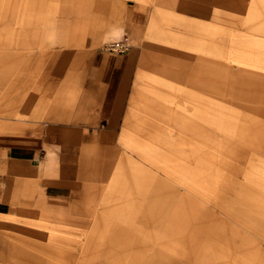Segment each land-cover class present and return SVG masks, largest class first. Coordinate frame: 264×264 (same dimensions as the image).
<instances>
[{"label": "rangeland", "instance_id": "1", "mask_svg": "<svg viewBox=\"0 0 264 264\" xmlns=\"http://www.w3.org/2000/svg\"><path fill=\"white\" fill-rule=\"evenodd\" d=\"M122 1L128 4V8L136 7L142 9L148 18L144 25L145 37L135 49V56L130 65L125 104H121L117 121L108 130L110 131L108 138L103 140V143L101 142L104 144L101 157L98 156V160L95 159L91 162L90 173L86 177L85 185L67 198L47 199L36 190L35 209L21 211L20 214H17V218L32 219V227L23 226L7 229V234L10 237L13 236L12 239L16 242L15 245L23 250L21 254H23L22 263L24 261V264H40L41 262L47 264H116L117 258L127 257L128 252L126 249L124 250L126 252L120 250L116 254L104 251L101 248L83 250L81 247L67 246L64 241L65 239L68 240V238L83 241L90 230L93 231L94 228L100 230V221L115 217L120 204L123 207L128 204V207L124 208V210L127 215L131 213L130 227L134 217L132 209L136 207L138 201L144 205L149 201V203H152L151 206L154 211H158L159 202L165 196H161L159 192L161 187L156 184V179L153 182L150 173L161 179L164 177L177 186L181 185L182 189L185 188L184 186H192L194 191L192 190V193H190L194 194L197 191L196 194H199V197L201 196L205 200L214 198L219 194L220 187L223 186L222 183L227 177V169L217 160V153H210L211 156L209 158L197 156L192 164L177 155L175 156L177 163L172 162L173 167H169L172 175L167 168L164 172L152 168L154 167L150 164L153 162L152 160L156 158L162 159L165 156L173 158L174 155L162 147L161 149L157 148L155 143L148 139L145 144H140V140H144L142 136L143 130L141 129L144 125L140 123H145L148 118H154V114L147 112L142 107L147 101H163L176 111L179 110V101L190 100L191 94L195 99H201L204 102L207 126L216 129L217 133L223 137L234 138L239 130L237 126L246 114L258 118L264 125V30L256 29L260 25L264 26V20L255 19L254 12L258 8V0H229L228 5H218L217 3L215 4V1L212 2L210 0ZM198 1L200 6L209 5V8H211L210 11L214 14V16L211 15L214 17L211 22H213L214 26L228 30L233 28L237 30V33H246L253 38L251 44H248V46L245 44L247 50L253 48L251 49L253 51L245 52L246 50L243 48L244 42L240 40V38L245 36L234 37L231 33L232 41L237 45L233 48H235V52L238 51V55L230 53L231 49L229 48H227L229 50L227 51L220 47V54L207 52L203 54V57L213 58L222 64H227L234 71L235 81L238 80V83L241 81L240 77L244 75L252 76L258 80V83L254 84L252 88L257 90L260 109H255L250 104L243 105L241 97L235 101L233 100V97H239L234 96L237 82L233 85L228 96H217L210 90L197 87L185 81V79L176 78V75H170L161 66L167 56L172 55L174 59L191 62L193 60L192 57L200 53L195 43L192 42H188L183 47L177 46V37L182 34L179 20L197 21V19H201L206 22L209 19L193 11V6ZM233 1L234 4H232ZM97 2L98 0L83 1V7L91 15L90 19L83 27L79 26L72 29L70 34V36L75 33L79 35V32L82 31L85 34L84 39L71 44L58 45L57 41L64 34V29H59V21L63 9L64 7L70 9L71 7L78 8L77 2L75 0H24V5L25 7L27 6L25 15L27 18H25V31H23L22 39L29 42L31 38H36L39 41V46L33 49L37 51L44 50L45 53L50 54L55 50H66L68 52V62L64 67V75L56 83L59 85L57 94H55L54 98L51 97L49 99V105L47 104L45 108L36 109L34 106L35 101L28 103H23L22 101L13 111L1 113L0 135L3 133H34L37 125L43 126L46 123L48 124V129L51 126V128H56V130L62 127L63 115L67 113L69 116L70 112L71 89L74 93L76 92L77 83L84 69L83 65L88 61L92 50L98 45L108 43L113 38L120 36L118 31L117 34L115 33L116 30L112 33L107 25L104 26L103 17L101 16L100 19L97 14V10L102 8V6L98 5ZM262 3L264 5L263 1ZM21 6L23 8V5ZM0 16H3V14L0 13ZM32 16L35 22L30 24L28 20ZM97 16L98 20L100 19L99 22ZM235 24H240V26L249 25L252 30H242L243 26L238 28ZM255 42L256 45H253ZM209 45L210 41L206 40L205 47H209ZM26 50L27 52L29 51L28 48ZM146 57H148L147 60L150 62L144 61ZM132 112L136 116V120H133L136 122V128L131 123L128 124ZM137 117L139 120H137ZM167 126L173 129V126ZM104 127L102 126L101 128ZM259 136H261L262 141L255 144L258 147L248 148V156H251L255 161V163H252V169L250 170V173L253 174L260 169L264 171V127L261 128ZM152 144L153 146H151ZM146 146H151L153 149L148 153L149 155L145 156L139 150V147H143L145 151L151 150V147L148 148ZM138 151L142 156L138 154ZM197 158H201L200 160L204 163L200 164ZM166 163H169V161ZM239 178L245 179V181L257 187L252 180L248 181L243 175H240ZM256 182H259L261 190H263L264 177ZM124 185L125 187L123 188ZM128 188L129 190L124 193V189ZM186 191L189 192L187 189ZM262 199L264 200V197L260 198V201ZM83 203L93 204L95 208L96 213L90 218V221L82 222L80 219L71 218L70 209H72L73 205ZM218 213L224 215L219 211ZM98 215L108 218H100L98 221L96 219ZM95 219L96 223L93 225ZM140 221L137 219L136 223L141 224ZM194 221L202 225L196 216ZM122 223L126 226L124 222ZM152 229L158 234L163 232L155 227ZM183 231L185 236H190L188 229ZM217 231L216 229V233ZM145 237L146 234H139L138 238L143 240ZM170 237L171 233H168V238ZM124 239L127 241V238ZM155 244L158 245V243ZM261 244L264 247L263 240ZM222 255L217 256V264H230L231 262L239 264L235 257L241 258V255L237 251L233 250L231 254L235 256L234 261H231L228 256ZM184 261L186 264H191L188 260Z\"/></svg>", "mask_w": 264, "mask_h": 264}, {"label": "crops", "instance_id": "2", "mask_svg": "<svg viewBox=\"0 0 264 264\" xmlns=\"http://www.w3.org/2000/svg\"><path fill=\"white\" fill-rule=\"evenodd\" d=\"M75 1L78 8L63 9L59 29H64V34L57 41L58 45L71 44L85 37L82 31L79 35L75 33L70 36L72 29L83 27L91 16L83 7L84 0ZM97 4L102 6L97 14L100 19L103 17L104 26L107 25L112 33L115 30L116 34L117 31L120 33V36L112 40L129 35L130 47L127 52L108 51L105 49L106 42L92 50L88 61L83 65L76 92L71 89L70 117L67 113L63 115L59 130L51 128L52 126L48 129L46 123L43 126L37 125L34 133L0 135V264H24L21 254L23 250L15 245L16 242L12 239L13 236L7 234V229L32 227V219L20 216L17 218V214L35 209L36 190L47 199L67 198L85 185L91 162L98 160V156L101 157L103 140L108 138V130L116 123L121 104H125L130 65L135 49L145 37L147 14L140 8H128V4L122 0H98ZM0 7V13L3 14L0 16V115L13 111L22 101H35L36 109L45 108L49 105V99L57 94L59 85L56 83L64 75L68 52L55 50L49 54L44 50L37 51L33 49L39 46L36 38H31L29 42L22 39L27 18L24 0H0ZM199 7L198 1L193 6V11L199 14ZM100 19L97 16L98 22ZM200 20L188 21L192 25L188 33L184 27L187 20H179L182 34L177 37L178 47L186 46L188 36L195 39L200 36H197L194 26ZM28 21L30 24L35 22L33 16ZM147 59L148 57L144 58V61L150 62ZM186 64L185 60H177L170 55L161 66L170 75L186 81ZM131 114L128 124L131 123L136 128V122L133 121L136 116L134 112ZM102 126L105 127L101 128ZM128 190L129 188L124 189L123 192ZM73 207L84 208L81 216H71L82 222L90 221L96 213L93 204H75ZM126 207L128 204L124 207L120 204L113 218L96 216L98 221L100 218L108 219L101 220L100 230H90L83 241L68 238L64 242L70 247H81L83 250L101 248L115 254L126 249L127 257L117 258L116 264H186L184 260L191 264H215L216 257L211 253L212 247H204L201 256L193 244L183 243L180 247L161 244L166 225L160 209L151 213L147 209L148 202L144 205L138 201L132 209L134 217L130 227L131 213L127 215L124 210ZM137 219L141 220V224L136 223ZM153 227L162 230L163 234L155 233ZM139 234H146V237L139 239Z\"/></svg>", "mask_w": 264, "mask_h": 264}, {"label": "bare ground", "instance_id": "3", "mask_svg": "<svg viewBox=\"0 0 264 264\" xmlns=\"http://www.w3.org/2000/svg\"><path fill=\"white\" fill-rule=\"evenodd\" d=\"M210 1H215V4L218 5H228L230 2L229 0ZM262 1L264 2V0H258V8L254 12L255 19L264 20ZM199 10L200 15L209 19L206 22L200 20L194 25L196 33L200 35L197 39L189 38L187 34L186 44L188 42L195 43L200 53L195 54L191 62H187L186 81L222 97L228 96L233 85L237 82L235 84L236 95L234 94V96L239 97H233V100L241 97L243 105L250 104L253 108L260 109L257 90L252 88L254 84L258 83V80L252 76L244 75L240 77L241 81L238 83V80L235 81L234 71L227 64H222L213 58L203 57V54L207 52L220 54V47L227 51L229 48L231 49L230 53L238 55V51L235 52V48H233L237 45L232 41L231 33L234 37L245 36L240 38L244 42L245 52H250L253 49L249 47L250 50H247L245 47V44L248 46L252 43L253 38L246 33H237V30L233 28L228 30L214 26L211 22L214 14L210 11L209 5L200 6ZM240 24H235V26L238 28L243 26L242 30L251 29L249 25L240 26ZM184 27L187 33L192 29V25L188 21L185 22ZM256 29L264 30V26L260 25ZM206 40L210 41L209 47H205ZM255 41L257 42V40ZM256 42L253 45H256ZM178 104L179 110L176 111L163 101L146 102L142 106L147 112L154 114V118H148L145 123H140L144 125L141 128L144 132H142L144 140H140V144H145L148 139L154 142L157 148L161 149L162 147L174 155L173 158L165 156L162 159L152 160L153 162L150 163L154 166L152 168L163 172L167 168L169 171V167H173L172 162L177 163L175 157L177 155L192 164L197 156L209 158L210 153H217V160L227 169V177L222 183L223 186L220 187L219 194L205 200L196 194L197 191L191 194L192 190L194 191L192 186H184L185 188L182 189L181 185L177 186L164 177L161 179L150 173L153 182L156 179V184L161 187L159 190L161 196H165L159 202V209L164 214L166 225V233L160 243L169 247H180L183 243L185 245L193 244L201 256H203L204 247H212L213 252L211 253L216 259L217 256L223 254L228 256L231 261H234L235 256L231 254L235 250L241 255V258L235 257L239 264H264V247L261 244V241H264V200L260 201V198L264 197V189L261 190L259 182H256L264 177V171L260 169V172L250 173L252 163L255 161L251 156H248V148H257L258 145L255 146V144L262 141L259 135L261 128L264 127L263 123L258 118L246 114L237 126L239 130L236 136L234 138L223 137L217 133L216 129L207 126L205 106L201 99H195L190 94V100H180ZM137 120H139L138 117ZM167 125L173 126L174 130ZM151 146L146 147L150 148ZM139 148L144 151L142 154L145 156L149 155L148 153L153 149L151 147V150L145 151L143 147ZM197 159L200 164L204 163L200 160L201 158ZM167 161L169 163H166ZM246 163L247 165L244 166ZM170 174L172 175L171 172ZM240 175H243L248 181L252 180L257 187L245 179H240ZM151 204L148 201L147 209L152 213L154 208ZM74 209L75 211H73ZM88 209L93 210V208ZM218 211L224 215L219 214ZM70 213L78 217L83 214V211L79 207H73L70 209ZM195 216L202 225L197 224L196 220L194 221ZM187 229L190 236L184 235L183 230ZM168 233H171L170 238H168Z\"/></svg>", "mask_w": 264, "mask_h": 264}, {"label": "built area", "instance_id": "4", "mask_svg": "<svg viewBox=\"0 0 264 264\" xmlns=\"http://www.w3.org/2000/svg\"><path fill=\"white\" fill-rule=\"evenodd\" d=\"M129 39V35H126L120 39L112 40L105 45V49L108 51L127 52L130 47Z\"/></svg>", "mask_w": 264, "mask_h": 264}]
</instances>
